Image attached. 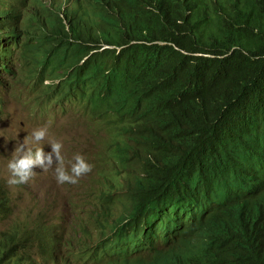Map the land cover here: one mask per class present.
<instances>
[{
    "label": "clouds",
    "instance_id": "9594fccd",
    "mask_svg": "<svg viewBox=\"0 0 264 264\" xmlns=\"http://www.w3.org/2000/svg\"><path fill=\"white\" fill-rule=\"evenodd\" d=\"M161 1L117 0L106 9L93 0L109 22L102 31L60 0L66 21L87 36L76 35L51 3L26 0L62 29L50 34L76 48L29 101L57 46L42 36L28 48L31 21L23 11L26 43L14 54L9 89H0V162L10 177L0 178V264H170L179 252L196 264H264V48L243 35L245 1L264 7V0H209L205 14L187 0ZM166 70L204 80L213 92L211 124L188 118L174 100V120L142 112L170 102L149 80ZM44 115L63 129L55 139L38 126ZM180 121L195 122L186 130L191 138L221 136L218 147L179 164L168 151ZM27 128L26 138H7L10 129L21 135ZM5 143L15 144L8 155ZM47 171L54 195L63 197L53 208L31 190ZM62 205L66 239L53 234Z\"/></svg>",
    "mask_w": 264,
    "mask_h": 264
},
{
    "label": "trees",
    "instance_id": "16d2710c",
    "mask_svg": "<svg viewBox=\"0 0 264 264\" xmlns=\"http://www.w3.org/2000/svg\"><path fill=\"white\" fill-rule=\"evenodd\" d=\"M7 1V0H4ZM18 3L13 5L10 10L0 12L3 16L2 20L4 26L9 27V33L0 29V81L3 78V85H0L1 90L7 91L11 85L10 76L14 73L12 66L13 57L22 44L23 32L20 27V19L23 14L22 7H26V0H16ZM23 1V2H22ZM78 1V0H75ZM203 8L199 14H205L207 11ZM1 19V18H0ZM13 24H18L11 27ZM209 18L205 16L201 25L200 33L202 29L208 23ZM243 23L245 29L243 35L246 37H252L257 40L264 48V7L253 5L248 1H245V12L243 16ZM11 33L18 34L17 36ZM204 35L211 36L210 31H206ZM53 38V37H52ZM12 39H15L12 42ZM210 42H213L210 37ZM30 44V43H29ZM28 44V48L30 45ZM132 54H137L136 49H131ZM10 54V55H9ZM9 55V56H8ZM164 55H170V52L165 51ZM8 56V57H7ZM3 59L5 60L4 62ZM185 63H189L185 61ZM129 72H133L134 64L124 63ZM151 83H155L157 89L163 93L165 98L170 99V102L161 103L156 106H145L142 108V112L154 119L174 120L175 114L173 111V104L171 101H175L177 108L180 106L186 109V116L188 118H196L198 123L211 124L212 115L210 113L208 105L213 104V92L205 85L202 78L195 74L186 72H175L166 70L165 73L156 78L149 79ZM10 83V85H8ZM133 106L135 103L131 101ZM195 122H193L194 124ZM221 136L214 134L210 138L195 139L191 138L189 134L183 129H180L176 133V139L169 149V153L173 155L179 164H188L193 162V157L198 149L214 150L218 147V142ZM180 149V151H179ZM170 264H196L195 262L186 259L182 253H177L171 257Z\"/></svg>",
    "mask_w": 264,
    "mask_h": 264
},
{
    "label": "bare ground",
    "instance_id": "6f19581e",
    "mask_svg": "<svg viewBox=\"0 0 264 264\" xmlns=\"http://www.w3.org/2000/svg\"><path fill=\"white\" fill-rule=\"evenodd\" d=\"M44 1L51 3V5L53 7L52 8L53 11L59 16L60 19L63 20V22L65 24H67L73 30V32H75L76 35H87V36L91 35V34H88V33H90V31H81V30H79V28H77V26H72V24H70V23H68L66 21L64 14H62V13H64V11L60 10V7H58L59 6L58 2L60 0H44ZM96 1L99 4H102L104 6V8L108 9V8L112 7L114 5V2L117 1V0H96ZM158 1L160 2L161 5L163 4L161 0H158ZM187 2H189L190 5H192V7H194V12L199 14L202 11V9H203L202 3L206 2V4H207V3H209V0H187ZM12 3H14V1H12V0L4 1V2H2L0 4V9H2L3 6H5V5L10 6V5H12ZM70 3H71L70 6L75 11H77L78 13L83 14L84 16H87L93 22V24H94L96 29L103 31L104 30L103 28H106L107 26H109L108 19L103 17V16H101V15H99V7H98L97 4H95L93 2V0H90V5H85L84 0H78V1H74V2L72 0H70ZM190 5H189V7H190ZM22 9L28 15V18L31 21L30 25H28L27 30H26V38L28 40V44L30 43L29 44L30 45L29 49L33 50L35 42L42 36H46L47 38H49L52 41V43H54L57 46V51H56L55 55L49 61L48 65H47V70L44 72L42 78L39 81V84L37 85V87L33 91H31V93L27 97V99L29 101H31L35 97V96H31L33 94V92L37 88H39L40 86L45 85V83L42 82L43 79L46 78L47 76H49L50 72H52V70L58 64H63L64 60L71 56V54L74 52L76 47H75V45L72 42H66L64 40H58L52 34H50L48 32V30L50 29V30H52V31H54L56 33L62 34V32H61L62 29L60 28V26L58 25V23H56V21L54 19H52V18H44V15H45V13L43 12L44 9L43 10H41V9H31V8H28V7H22ZM131 17H132L131 13L126 12L124 14V19L125 20L129 21L131 19ZM0 18H1L0 20H2L3 16L0 15ZM115 19L118 20V19H120V17L119 16H115ZM166 19H168L167 16H166ZM33 21H36L37 24H38V26L36 28V31H34V29L32 28ZM11 23H12L11 27L18 25V24H16V25L13 24V20H11ZM206 26H207V24L205 25V27ZM0 29L9 31V28H6V26H4L3 21H0ZM13 34L16 35V36L18 35L16 33H13ZM14 40L15 39H12V42H14ZM22 42H23V44L26 43L24 40ZM4 61L5 60L3 59L2 62H4ZM3 78H4V76L2 77V80L0 81V85H3ZM2 98H3V96L0 95V101H1ZM222 105H223V103L220 104V105L214 106L211 109L216 108V107H220ZM70 112H71L70 109H68L67 113L70 114ZM3 113H4V110L2 111V114ZM46 116L47 115H44L43 118H45ZM88 117L89 116H87L85 118V120ZM180 125L183 128V130L186 131L193 125V122L180 121ZM67 214H63L62 215V219L59 222V231H60V233H58V232L57 233H53L54 235L55 234H60L61 237H63V239H66L67 231H69V230H67V229H65L63 227L65 216H67ZM73 236H74L73 237V245H75L78 242V240L75 237V234ZM48 239H50V238H48ZM49 245H51V244H49ZM51 257H52V255H51ZM52 263L53 264H57L56 260H52Z\"/></svg>",
    "mask_w": 264,
    "mask_h": 264
},
{
    "label": "rangeland",
    "instance_id": "374dc122",
    "mask_svg": "<svg viewBox=\"0 0 264 264\" xmlns=\"http://www.w3.org/2000/svg\"><path fill=\"white\" fill-rule=\"evenodd\" d=\"M37 26H38L37 22L33 21L32 28L34 29V31H36ZM3 31L7 32L8 30H3ZM11 34H13V33H11ZM8 85H10V83H8ZM5 112H6V110L4 109L3 115H5ZM67 114H69V113H67ZM43 117L39 121L38 126L42 127V126L47 125L48 134L52 135L54 137L53 139H55V137H57V135H59L63 132V129L56 128L55 127L56 123H51L48 116H46L45 118H43ZM90 124H92V123H90ZM30 133H31V131L27 128L25 130H22L21 135H17L15 130L10 129V131L8 132L7 138L10 140H13V139L19 140L21 137L26 138L27 135ZM48 143H49V139L45 138V140L41 141L39 144H41V148H44L46 150L49 147ZM13 146H15V144H13V143L10 145H7V143L3 144L1 146V152L3 154L8 155L12 151ZM54 167L51 169L53 172H54ZM47 172L48 173H46V174H48V176L40 177L39 180L37 181V183H35L32 186L31 190L33 193L39 194L40 196H42V198L44 200L46 199L42 206H44L45 208H47V207L53 208V206L55 204H57V202H60V203L63 202V197H62V195H60L58 197H56L54 195L56 193V188L54 187V185L52 183L53 173L49 172V171H47ZM0 178H5L7 181L10 178L9 173H8V168H7L6 163L4 161L0 162ZM53 196H55V197H53ZM48 200H50V204H49ZM36 201L39 204L42 202V200L40 198H38L37 196H36ZM24 206H26V202L23 204V207ZM61 207L63 208V209H61V211H58L56 209V207H55V210L62 217L63 214L68 213V210L66 208L67 206H65V205L64 206L62 205Z\"/></svg>",
    "mask_w": 264,
    "mask_h": 264
}]
</instances>
